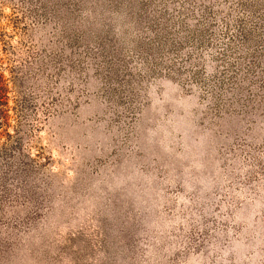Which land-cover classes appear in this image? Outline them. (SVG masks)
Here are the masks:
<instances>
[{
    "label": "rangeland",
    "instance_id": "rangeland-1",
    "mask_svg": "<svg viewBox=\"0 0 264 264\" xmlns=\"http://www.w3.org/2000/svg\"><path fill=\"white\" fill-rule=\"evenodd\" d=\"M0 264H264V0H0Z\"/></svg>",
    "mask_w": 264,
    "mask_h": 264
}]
</instances>
